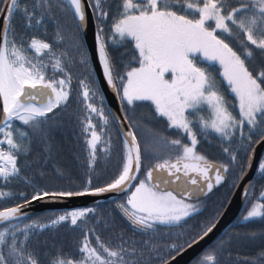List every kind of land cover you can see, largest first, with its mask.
Instances as JSON below:
<instances>
[{
  "label": "snow or ice",
  "instance_id": "1",
  "mask_svg": "<svg viewBox=\"0 0 264 264\" xmlns=\"http://www.w3.org/2000/svg\"><path fill=\"white\" fill-rule=\"evenodd\" d=\"M0 17V264H179L217 227L237 190L245 205L237 224L247 230L229 229L195 264H222L234 241L259 244L242 264H264V156H257L264 147V0H0ZM90 20L99 78L83 39ZM113 48L126 58L117 62ZM105 87L122 115L107 107ZM73 102L79 111L69 113ZM144 108L170 134L143 124L137 112ZM65 114L78 125L86 179L42 186L40 161L52 156ZM113 128L119 167L94 184L98 159L113 154ZM205 142L223 159L209 158ZM14 185L30 191L13 192ZM106 193L117 197L132 233L115 242L97 234L96 207L46 218L25 211L37 201ZM217 196L213 212L193 225ZM256 221L259 231L249 227ZM58 226L80 232L73 250L41 246L38 237Z\"/></svg>",
  "mask_w": 264,
  "mask_h": 264
},
{
  "label": "trees",
  "instance_id": "2",
  "mask_svg": "<svg viewBox=\"0 0 264 264\" xmlns=\"http://www.w3.org/2000/svg\"><path fill=\"white\" fill-rule=\"evenodd\" d=\"M63 18V17H61ZM20 18L17 17L16 24L19 26ZM122 49L113 48L111 54L114 59L119 62L121 59L126 58L122 56ZM79 71V69H77ZM79 111V106L73 102L68 110L69 113H76ZM144 115L146 118L143 119L141 116ZM64 126L63 129L54 133V144L55 150L50 158L47 159V162L44 160L40 161L39 167L45 172V176L40 178L37 174V179L39 180L42 186L48 187H76L78 184H82L85 179L86 173V153L83 151V143L79 139V129L74 115L65 114L63 117ZM137 118L145 125L149 127H154L159 130H164V124L159 123L156 119H153V112L150 108H144L141 112L137 114ZM120 137L117 135L115 128H113L112 142L114 145L113 154L107 160L100 158L97 161L96 171L99 175H93L94 184H102L109 180L113 174L117 171L119 167L120 159ZM202 150L206 155L211 159H223L222 153L217 145L207 144L206 142L201 145ZM102 156V154H100ZM264 156V155H263ZM36 158L35 152L32 156L29 157L30 160ZM148 163V162H146ZM37 167L36 164H33L30 171L35 170ZM57 168L65 173L64 176H60L57 173ZM256 177L254 179V182ZM13 192L24 190L30 191V189L24 188L23 185H14L11 186ZM219 199V196L212 198L208 201V205L204 210V214L198 218L196 221H192V224L195 225L201 219H206L216 207V202ZM100 216L102 217L100 224L96 227L97 234L105 242L112 241L115 242L116 236L123 232L126 237L131 236V230L124 218L119 214L114 204L101 205L96 207ZM245 210V205L243 211ZM52 212L43 213L37 216L47 217L48 214ZM241 213V214H242ZM35 217V216H33ZM241 217V215H240ZM240 217L237 221L240 220ZM104 221L108 222V227H105ZM237 221L229 228L237 227ZM91 226V225H90ZM249 227L256 231H259L262 225L256 222H250ZM226 230V232L229 231ZM241 232L246 231L245 228H239ZM225 232V233H226ZM224 233V234H225ZM223 234V235H224ZM221 235V237L223 236ZM41 241V246L46 242L49 246L56 245L58 247H63L65 250L71 251L75 248L76 244L80 239V232L73 229L71 226H58L57 228L45 230V232L38 237ZM211 247V246H210ZM260 250L259 244H237L235 241L230 249L231 255L224 254L221 256L222 264H242L243 257H254L258 254ZM199 258V257H198ZM196 260L191 263L195 264Z\"/></svg>",
  "mask_w": 264,
  "mask_h": 264
},
{
  "label": "water",
  "instance_id": "3",
  "mask_svg": "<svg viewBox=\"0 0 264 264\" xmlns=\"http://www.w3.org/2000/svg\"><path fill=\"white\" fill-rule=\"evenodd\" d=\"M2 19V17H0ZM85 44L87 46L89 55L92 57L93 67L97 70V75L99 78L100 69L98 66V60L96 58L95 48H94V25L89 21V27L87 33L83 37ZM105 93V98L107 102V107L110 108L117 115H122L119 112V102L115 99L114 95L106 87L103 89ZM264 155V147H257V156L261 157ZM255 163L253 166V171L249 172V177L254 181L255 174ZM249 177H246L247 181ZM117 197L113 193H106L98 197H80L73 199H65L58 202H34L32 205H29L25 209L30 215L37 216L47 212H60V211H71L74 208L78 207H97L101 205L112 204L113 200H116ZM244 207V201L242 193L240 190H237L236 195L233 196L232 202L224 211V215L220 218L217 227L205 238L204 241H201L200 244L195 245L193 248L188 249L181 257H178L177 260L179 264H191L194 262L197 257L202 255V253L210 246H212L216 241L223 235L227 229H229L239 218Z\"/></svg>",
  "mask_w": 264,
  "mask_h": 264
},
{
  "label": "rangeland",
  "instance_id": "4",
  "mask_svg": "<svg viewBox=\"0 0 264 264\" xmlns=\"http://www.w3.org/2000/svg\"><path fill=\"white\" fill-rule=\"evenodd\" d=\"M141 110L143 111L144 109H140V110H138V112H139V111L141 112ZM138 112H137V114H138ZM141 117H142L143 119L146 118L144 115H142ZM160 131L164 132L163 130H160ZM167 131H168V130L165 129V132H164V133H165V134H170L169 131H168V132H167ZM63 212H65V211L52 212V213H63ZM48 215H50V214H48Z\"/></svg>",
  "mask_w": 264,
  "mask_h": 264
},
{
  "label": "flooded vegetation",
  "instance_id": "5",
  "mask_svg": "<svg viewBox=\"0 0 264 264\" xmlns=\"http://www.w3.org/2000/svg\"><path fill=\"white\" fill-rule=\"evenodd\" d=\"M114 204V206H115V203H113Z\"/></svg>",
  "mask_w": 264,
  "mask_h": 264
}]
</instances>
